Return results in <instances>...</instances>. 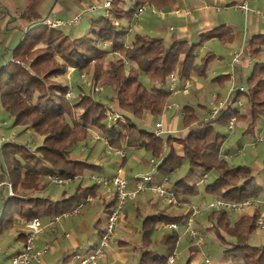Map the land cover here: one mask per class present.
<instances>
[{
    "label": "trees",
    "instance_id": "1",
    "mask_svg": "<svg viewBox=\"0 0 264 264\" xmlns=\"http://www.w3.org/2000/svg\"><path fill=\"white\" fill-rule=\"evenodd\" d=\"M128 1L131 5L126 6L127 0H113L110 17L92 20L88 31L81 36L71 33L70 27L49 29L41 26L32 30L33 25L47 17L39 16L33 5H28L21 13L24 27L19 28L21 37L12 50L11 64L0 68V103L13 119L14 126L28 123L32 134L41 138V143L33 152L14 142L1 146L12 196L3 205L0 235L19 220H52L69 212L88 196L96 195L98 186L95 184L86 187L79 184L60 200L40 195L52 185L47 175L81 179L85 171L97 170L86 160L70 158L77 144L92 135L91 131L107 137L112 148L144 149L157 161L155 175L160 178L169 177L186 163L188 175L197 169L200 176L216 173L212 183L203 188L206 194L228 201L256 198L260 194L261 188L250 167L230 165L222 158L226 137L220 129H225L229 119L235 116L238 123L246 122L243 135H251L258 121L264 118V61L260 60L264 35L253 37L244 48L255 60L245 88L238 90L213 119L201 118L195 106L184 105L180 121L181 127L188 130L187 134L183 138L171 135L164 138L139 128L134 121L144 114L154 117L164 111L171 96L167 90L171 74L176 76L178 84L192 75L205 78L215 55L205 52L199 58L197 50L213 38L221 44L230 42L232 35L221 26L200 34L197 43L176 40L166 46L160 38L129 32L130 23L136 9L144 3L166 10L177 0ZM112 19L118 24L114 25ZM109 55L111 57L107 58ZM68 67L90 77L88 91L80 90L72 100L65 97L68 86L55 80L63 77ZM141 77L146 79L148 86ZM225 78L217 76L213 80L224 82ZM99 84L112 89L110 101L122 118L115 124L108 125L106 104L92 96ZM239 98L249 106L248 113H239L236 102ZM175 143L181 147L180 154L175 151ZM173 193L188 207L186 212L171 215L160 209L142 219L140 245L133 248L138 255L137 264H163L175 251L179 239L176 231L161 237L165 254L150 250L151 236L157 226L182 223L192 206L189 198L198 195L199 188L182 178L174 183ZM113 202L114 199L106 205V213ZM7 206L9 210L5 213ZM257 216L256 212H243L231 220L229 213L222 210H213L207 216L210 230L222 248L224 262L264 264V245L249 244L250 236L257 230ZM185 264H192L190 258Z\"/></svg>",
    "mask_w": 264,
    "mask_h": 264
},
{
    "label": "crops",
    "instance_id": "2",
    "mask_svg": "<svg viewBox=\"0 0 264 264\" xmlns=\"http://www.w3.org/2000/svg\"><path fill=\"white\" fill-rule=\"evenodd\" d=\"M52 1L55 4L51 11H55L56 16L54 18L57 19L66 20L82 9V7L79 6L81 0H70L71 3L67 6L63 5L67 3L66 0ZM90 1L95 3L94 0ZM241 1L243 0H177L174 5L165 10L167 13L164 17L144 15L139 19H133L131 21L129 32H137L139 34L160 38L166 46H169L176 40L197 43L200 34L210 32L221 26L228 29L232 35V41L222 45L220 44L221 50L218 51V54L213 51H208L215 55V61L210 66L209 72L212 71L214 73V78L217 76L227 77L225 81L220 82L218 80H212L211 83H208L206 77L200 78L192 75L189 79L190 87L188 92L171 94L167 107L160 115L153 117L144 114L141 119L138 120V124L142 127L141 129L153 133L154 125L160 122L161 133L159 136L165 138L171 135L173 138H183L188 132L187 129L179 128V123L181 124V109L184 105L193 106L194 102L199 104L203 101L202 104L206 106L205 104L212 93H216L218 96H222L220 95L221 93H226L225 96H228L229 99L236 95L234 94V89L236 87L237 78H240V73L250 69L255 62L252 57L245 53L244 48L253 37L264 35V17L254 13H244L235 9V5L239 4ZM245 1L248 3L250 9L264 13V0ZM37 2L38 0H32V3L29 5L34 4L33 6H35ZM58 2L62 3L63 6L58 5ZM3 3L4 2L0 1V63L1 59L5 61V55H7L8 52L12 60V50L16 47L21 37L19 28L24 27V21L20 16L26 9L23 8L22 11H19L17 8H14L11 11H4ZM235 16H237V18H235ZM127 38H129V35H127L126 40ZM193 39L195 40L193 41ZM212 41L214 42L217 40L213 38L206 41L203 44L205 46L203 47L202 45L198 49L199 52L206 50L207 44ZM199 52H197V55ZM235 55H239L238 62H232ZM260 60L264 61V48H262L260 53ZM179 85L180 84L177 85L178 88H180ZM248 110L249 106L246 105L242 112L248 113ZM244 123L246 124V122ZM262 124H264V122L257 123L251 135H242L241 140L246 141L245 146L241 144V140L239 139L230 145L229 141L231 138L237 135L229 136L225 132L224 135L226 138L223 150L226 149L229 151L230 146H232L235 152L231 154L238 155L242 154L245 149H249L252 151L253 157L255 156L257 158V154L254 150L260 147L259 150L264 153V142L258 143L254 149H250L248 143L257 134L264 136V126H262ZM173 134H180V136L174 137ZM12 137H14V135ZM100 144L104 148V152L102 151L100 158L97 156L94 158L87 156L85 153L87 152L86 148H83L84 153H78L75 147L70 154V158L73 160H86L88 163L95 165L97 167L96 171H85L81 179L75 178L71 183L63 185L65 187L60 191L58 187L61 186L51 185L46 191L40 192V195L49 197L52 200H60L72 193L79 184L83 187L94 185L90 179L91 175L111 177L115 174L118 167L122 168L123 175L128 181H131L134 176L149 175L147 171L152 172V174L155 172L153 166L157 164V161L152 165L150 160L153 158L144 149H127L123 146L122 148L125 151V156L120 158L116 155H107L105 146L102 143ZM175 151L178 154L181 153L180 145L175 147ZM148 155L150 156L149 161L146 159ZM177 171L178 170L175 172ZM152 176L155 179L160 178L155 174ZM191 176L192 175L186 176L190 182H192ZM170 177L171 175L169 176V180ZM7 178L4 161H1L0 157V181H8ZM185 180L187 181V179ZM88 181L91 183H88ZM175 182L170 181L172 187H174ZM195 185L197 184L195 183ZM197 186L199 188L201 184ZM259 186L261 192L256 198L264 201V185ZM206 197H210V201L214 198L213 195L206 194L201 189L198 195L190 197L189 199L190 203H192L191 205H204L208 200ZM87 198L88 201L77 215H70L67 218H62L58 223H49L50 220L47 218L41 219L43 230L37 236L34 248L40 249L47 244L49 245V251L43 256L40 263L33 262V264H70L69 257L72 253H86L96 245L104 227L107 214L106 205L114 198L101 186H98L95 196H88ZM193 198L195 201H191ZM162 202L163 201H161L157 195L145 191L134 201L126 205L123 217L116 231L115 242L107 253L106 262L108 264H137L138 255L133 252V248L140 245L141 221L146 215L164 209L161 205ZM3 205L0 211V217L2 215ZM165 212L167 213V210H165ZM247 212H256L257 214L264 215V205H256L244 211V213ZM139 214H141V217H139ZM128 219L132 221L137 220V228L135 230L133 229L135 231L133 232V235L135 234L134 237L131 236L128 231V228H130ZM22 222L23 221L20 220L15 222L11 229L6 230L0 235V237H2L4 234H7V236L13 234L12 237L5 240V242L0 241V264H8L11 256L22 249L24 241L22 237ZM199 222V217H196L194 224L197 228ZM160 229H162L161 226H157L156 230ZM257 230L261 231V234L258 236L253 234L250 236L249 240L254 241L253 244H255V246L264 245V229ZM162 235L163 234H159L155 240L160 241ZM179 242L180 239L178 243ZM191 245L194 246L193 244ZM194 247H192V250L193 253H196L197 247ZM10 250H12V254L8 256L7 252ZM162 254H165V252Z\"/></svg>",
    "mask_w": 264,
    "mask_h": 264
},
{
    "label": "built area",
    "instance_id": "3",
    "mask_svg": "<svg viewBox=\"0 0 264 264\" xmlns=\"http://www.w3.org/2000/svg\"><path fill=\"white\" fill-rule=\"evenodd\" d=\"M113 0H103L102 3H93L84 8L79 12L74 14L72 17L61 20L57 18H45L41 24L49 29H58V28H68L73 25H76L84 14H92L102 9L104 11L105 17H110V9ZM131 5V2H129ZM235 9L240 10L244 13H254L264 17V13L260 11H255L249 8L248 3L243 0L239 4L235 5ZM166 11L160 7L144 3L140 5L135 13L134 19H139L144 15L154 16V17H164ZM177 13V12H176ZM189 14V13H188ZM114 25H117V21L112 19ZM238 56L235 55L232 59V62H238ZM16 64L21 65L20 62L15 61ZM1 68V67H0ZM70 70L73 71L72 68ZM83 76V75H82ZM178 80L174 74H171L168 78L167 90L170 94H176L179 92L187 93L190 87L189 79L182 82L178 88ZM96 92L97 88L94 89ZM242 91L243 88L238 89ZM67 99H73L75 94L68 90L65 96ZM229 100L228 96H218L217 94H212L211 99L208 103V109L205 111L206 118L213 119L219 112L223 109L227 101ZM237 106L242 107L241 102H237ZM105 116L108 122V125L115 124L118 120H121L120 114H118L113 107L110 105L105 109ZM264 126V124H262ZM238 129V122L235 116H232L225 130L229 136L236 134ZM153 133L156 136H159L161 133V123L158 122L154 125ZM92 138L94 141L100 142L105 146L107 155H116L120 158L125 156L124 149L121 148H112L108 144V138L102 135L97 131H91ZM14 137H0V145L3 143H13ZM264 142V136L257 134L255 135L248 143L250 149H254L258 143ZM232 157V154L224 153L222 154L223 159H229ZM155 162L154 159L150 160V163L153 165ZM46 179L54 186H63L71 183L74 179L63 178L60 176H51L47 175ZM90 179L92 182L103 187L107 193L113 196L114 202L106 214L104 227L96 245L86 253L74 252L69 257L70 264H108L106 262V257L108 251L111 249L113 242L115 241V235L119 223L123 217L126 205L134 201L139 195L145 191H149L157 195L161 201L172 205V206H181L183 203L179 202V199L175 197L173 193V187L170 184L169 177H162L155 179L151 175H139L134 176L131 181H128L127 178L123 175V170L121 167H118L115 171V174L111 177H104L99 175H91ZM207 180V174H202L200 180L196 183L197 185L203 184ZM0 186L6 187L7 196H12L11 184L8 181H0ZM88 201L86 198L84 201H80L77 205L70 210L65 212L62 215L55 216L49 223H58L62 218H67L70 215H77L81 212L85 203ZM264 205V201H261L257 198H248L241 201H228L222 198L214 197L210 202L202 206H191L189 208V213L187 217L183 220L182 223L178 224L175 222L166 223L161 226L162 229L177 231L179 228L183 229V234L188 238L189 242L197 247L199 252H201L205 247L206 237L205 235L195 226L194 220L196 217L203 214L205 211L213 210H222L232 213H242L250 208H253L256 205ZM257 229H264V215L258 214L256 219ZM43 224L41 219L33 218L27 221L22 222V237H23V246L22 249L11 256L8 264H33V262L40 263L43 256L49 251V245L45 244L40 249H35V241L37 236L42 232ZM176 259V251L172 252L166 257V260L163 264H174ZM202 259L204 264H210L208 258H205L202 254Z\"/></svg>",
    "mask_w": 264,
    "mask_h": 264
},
{
    "label": "rangeland",
    "instance_id": "4",
    "mask_svg": "<svg viewBox=\"0 0 264 264\" xmlns=\"http://www.w3.org/2000/svg\"><path fill=\"white\" fill-rule=\"evenodd\" d=\"M0 1L4 2L3 3V10L4 11L5 10L11 11L14 8H17L19 11H22L23 8H26V6H28L29 4L32 3V0H0ZM66 1H67V3L63 4L64 6H67L71 3L70 0H66ZM102 1L103 0H99L98 3H102ZM21 2H22V4H21ZM80 2L81 3L79 6H81L82 8L90 5L91 3L93 4V2H91L90 0H81ZM54 4L55 3L52 0H38L37 4L34 6V9L39 14V16H41V17L54 18L56 16V13H55V11H51ZM76 4H77V1H76ZM58 5L63 6L62 3H60V2H58ZM128 5H129V1L127 0L126 6H128ZM100 17H104V11L102 9H99L98 11H96L95 13H92V14H89V13L84 14L82 16V18L80 19V21L76 25L71 26L69 30L71 33L75 34V36L76 35L81 36L88 31L90 22L92 20L99 19ZM235 18H237V16H235ZM135 24H136V22H135ZM41 26H42L41 23H37V24L33 25L31 27V29L36 30V29L40 28ZM128 40H129V38H127L126 41H128ZM194 40L195 39H193V41ZM220 44L221 43L219 41L209 42L206 46V50H202L200 52H199V50H197V52H199L198 57L200 58L205 52H208V51H213L216 54H218L219 53L218 51L221 50ZM204 46L205 45H203V47ZM8 53H7V55H5V59H4L5 61H3L1 59L0 67H3L4 65H10L11 64L12 60H11L10 55ZM112 56L114 58L117 57L116 55H112ZM108 57H111V56L109 55V56H107V58ZM214 61L215 60H213L208 66L207 76H206V78H207L206 80L208 83H211V81L215 77V76H213L214 73L212 71L209 72V68ZM249 74H250V69H247L246 71H243L240 73V78L238 77L237 81H236V85H235L236 87L234 89V94L237 93L238 88L240 86L245 88L246 79L249 76ZM89 79H90V77L88 74H86V73L78 74L76 71H74V70L72 71V70H70V67H68L65 75L63 77H58L55 80H57L61 84L67 85L69 90L72 91L76 96L80 90H82L84 92L88 91V89L90 87V80ZM141 81L145 85L148 86L147 81L144 77H141ZM95 88H97L98 91L96 92L94 90V93H92L93 98L101 101L103 104H106L105 106H107V107L110 105L116 111V105L110 101V98L112 96V89L109 87H106L102 84L97 85ZM212 94H216V93H212ZM220 95H222L224 97L226 95V93H221ZM210 99H211V96L209 97L207 103L205 104L206 109H208V103H209ZM70 100H72V99H70ZM238 101L243 104L242 107L237 106L238 111H239V113H243L242 111L247 104L245 103L244 99L237 100L236 102H238ZM202 103H203V101L199 104L194 102L193 106L196 107L201 118H205L206 117L205 116L206 109L204 108L205 106ZM134 122L137 124V126L139 128H142L138 124V120H136ZM262 122H264V118H262L258 121V123H262ZM245 127H246L245 123H243V122L238 123V129L236 132L237 136L231 138V140L229 141L230 145H232L238 139L241 140L243 132L245 130ZM179 128H182L180 123H179ZM225 132H226L225 129H220V133L225 134ZM13 135H14V143H16L19 146H24L26 149L30 150L31 152H33L35 150V148L41 143V138L38 136H34L32 134L28 123L23 122L19 126H14L13 119L10 118V116L3 110L1 103H0V137L2 136V137L8 138V137H12ZM91 136L89 135L85 142H81V143L77 144L75 149H76V151H78V153L79 152L84 153L83 148H86L87 152H85V153L87 154V156H90L91 158H94L95 156H97L98 158H100L102 151L104 152V148L101 146V144L99 142L94 141ZM173 136L177 137V136H180V134H173ZM241 144L243 146H245L246 141L241 140ZM176 146H179V145L177 143H175L174 147H176ZM0 148H1V146H0ZM259 148L260 147H257L254 150V152L257 154V158L255 156L253 157L252 151H250L249 149H245L242 154H238V155L232 154V157L227 159V162L230 165H234V166L245 165V166L250 167L253 171V175L255 177V181L257 182V184L258 185H264V153H262L259 150ZM227 152L229 154L234 153L235 149L232 146H230L229 151H227L226 149L223 150V153H227ZM0 157H1V161H2L3 157L1 154H0ZM146 159L149 161L150 156L148 155L146 157ZM153 168H155V166H153ZM177 170H178L177 172H175V173L173 172L171 174V177H173V178L170 177V181L175 182V181L182 179V178H185L188 181V178H187L188 177V172H187L188 167H187L186 163L183 164L182 167H180ZM147 172L151 176L153 174H155V172L153 174H152V172H149V171H147ZM215 177H216L215 172L209 173L207 175V180L203 184H201V186L199 187V190H201V189L203 190L205 185L212 183V181L214 180ZM191 180L193 183L188 181L189 184H195L200 180V171L198 169L194 171V174H192ZM88 183H91V182L88 181ZM64 187L65 186L58 187V190L60 191V190L64 189ZM6 198H7L6 187L0 186V211H1L2 205H3L4 201L6 200ZM206 198L208 200L205 202V204L210 202V197H206ZM191 201H195L194 198L191 199ZM161 205L164 208V210H167V213H169L171 215L182 214V213L186 212V210L188 208L184 204L181 206H172V205H169L165 202H162ZM201 205L202 204H197V205H193V206H201ZM8 210H9V207L7 206L5 213H7ZM211 212L212 211H205V212H203V214L198 216L200 219V222L197 226H198L199 230L206 237L205 247L201 252H199V250L197 249L196 253H193L192 247H194V246H192L190 244L188 238L183 234L182 228H179L176 231L178 234V237L180 239V242L176 245V259H175L174 264H185L189 258H190L192 264H204L203 259H202V254L205 258L209 259L210 264H229V263L224 262L222 260V248L210 230L211 223L207 220V216ZM0 214H1V212H0ZM237 214L238 213L229 212L230 219L233 220ZM140 215L141 214H139V217H141ZM128 221L130 222L129 223L130 228H128V231H129L130 235L134 237L135 234L133 235V232H135L134 230L137 228L136 227L137 220L132 221L131 219H128ZM167 233H170V230L160 229V230H155L153 232V234L151 236V240H152V246L150 248L151 251H153L154 253H157V254H162L165 252L160 241H156L155 239L157 238V236L159 234L164 235ZM253 234H256L258 236L261 234V231L256 230ZM12 235L7 236V234H4L2 237H0V241L5 242V240L12 237ZM179 239H178V241H179ZM255 242H257V241H255ZM253 243H254V241L249 240V244L255 246V244H253ZM11 254H12V250L7 252L8 256Z\"/></svg>",
    "mask_w": 264,
    "mask_h": 264
}]
</instances>
